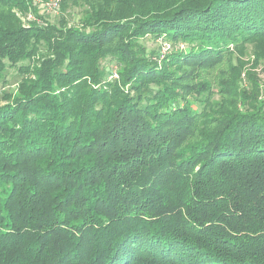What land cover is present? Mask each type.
<instances>
[{
    "label": "trees",
    "instance_id": "16d2710c",
    "mask_svg": "<svg viewBox=\"0 0 264 264\" xmlns=\"http://www.w3.org/2000/svg\"><path fill=\"white\" fill-rule=\"evenodd\" d=\"M0 264H264V0H0Z\"/></svg>",
    "mask_w": 264,
    "mask_h": 264
},
{
    "label": "rangeland",
    "instance_id": "374dc122",
    "mask_svg": "<svg viewBox=\"0 0 264 264\" xmlns=\"http://www.w3.org/2000/svg\"><path fill=\"white\" fill-rule=\"evenodd\" d=\"M72 20H73V21H72L73 23H76L77 20H78L77 15L74 16V18H72ZM35 21H36V20H35ZM36 22L40 23V21H38V20H37ZM150 47H153V48H154V47H155V44H154V43H150ZM165 51H166V50H163L162 52L164 53ZM5 88L7 89L8 87L6 86Z\"/></svg>",
    "mask_w": 264,
    "mask_h": 264
},
{
    "label": "built area",
    "instance_id": "2783aa9c",
    "mask_svg": "<svg viewBox=\"0 0 264 264\" xmlns=\"http://www.w3.org/2000/svg\"><path fill=\"white\" fill-rule=\"evenodd\" d=\"M49 8H52V6H49ZM168 49H169V45L164 44L162 51H163V50H168Z\"/></svg>",
    "mask_w": 264,
    "mask_h": 264
}]
</instances>
